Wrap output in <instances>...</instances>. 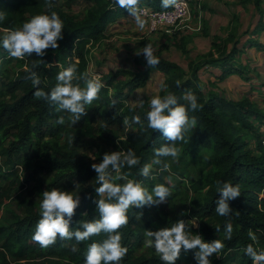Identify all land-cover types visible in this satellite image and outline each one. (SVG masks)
Masks as SVG:
<instances>
[{
	"label": "trees",
	"instance_id": "16d2710c",
	"mask_svg": "<svg viewBox=\"0 0 264 264\" xmlns=\"http://www.w3.org/2000/svg\"><path fill=\"white\" fill-rule=\"evenodd\" d=\"M77 1L0 0V13L4 15L0 21V38L41 12L56 11L64 21L58 47L46 49L43 56L33 52L20 60L10 57L0 47V217L15 194L23 192L26 196L17 203L23 215L5 208L13 220L0 223V264H85L89 244L106 238V233L86 241H77L74 236L62 239L58 235L56 242L46 248L33 240L45 190L60 187L78 193L79 204L69 222L73 231L83 221L99 217L96 173L82 152L91 147H96L95 155L100 161L110 150L127 153L131 149L139 157L136 165H125L119 173L111 170L114 176L122 177L121 183L124 179H136L151 191L157 183L171 186L176 179L172 195L165 203L174 200L180 183L192 195L200 197V207L191 210L199 228L188 225L209 242L223 241L224 248L210 257L212 264H254L244 254V247L253 243L264 249V138L260 132L264 112L246 97L233 100L213 90L203 91L198 73L203 66H214L219 72L215 80L222 81L238 72L234 49L227 53L214 41L219 56L214 58L208 52L202 60L189 62L188 70L159 55V63L153 67L145 60L140 62L139 57L132 58L140 68L136 72L119 68L101 75L103 87L99 99L85 105L80 119L72 123V114L47 95L57 83L56 74L69 63L77 62L78 75L91 73L89 47L108 35L110 23L129 13L125 8H113L111 0H84L86 4L81 12L75 13L70 7ZM255 2L257 5L258 0ZM144 4L155 10L163 8L160 0H142L140 5ZM202 33L206 35L204 27ZM153 70L164 75L161 84L167 85L160 87L159 95L172 92L178 104H187L184 97L192 92L201 105L189 111L196 124L185 132L184 140L175 142L180 147L175 160L157 157L156 149L173 142L160 130L147 128L146 113L151 98H145V106L135 107L134 111H129L126 103L134 90L147 83ZM34 76L40 78L36 86L32 85ZM80 83L83 86V81ZM37 87L46 95L37 97L34 94ZM134 114L140 115L145 125L133 124L129 132H119L117 128L126 125L125 119L130 120ZM61 118L63 124L59 123ZM250 138L255 139L254 147L250 146ZM165 163L169 164L168 169H164ZM145 164L151 166L149 176L140 174ZM194 171L196 178H192ZM224 180L238 184L241 189L240 196L229 200L228 217H221L215 211L220 195L217 182ZM165 203L130 206L128 222L117 230L122 244L128 248L120 264H164L153 248L145 250L144 233L154 226L160 228L186 219V216L166 214ZM228 222L233 226L231 239L224 236V225ZM249 231L257 234L258 244L250 239ZM176 264H197L195 250L182 251Z\"/></svg>",
	"mask_w": 264,
	"mask_h": 264
},
{
	"label": "clouds",
	"instance_id": "9594fccd",
	"mask_svg": "<svg viewBox=\"0 0 264 264\" xmlns=\"http://www.w3.org/2000/svg\"><path fill=\"white\" fill-rule=\"evenodd\" d=\"M142 0H111L113 8H125L136 19L139 27L144 26V21L139 13V6ZM176 0H160L161 7L167 9L173 6ZM4 15L0 13V21ZM64 21L56 11H45L31 16L22 23L20 27L9 30L0 38V47L5 49L10 57L20 60L33 52L39 56L44 55L48 48L56 49L58 40L62 38ZM136 55H143L146 64L153 67L159 63V57L154 54L151 45H145L142 50L135 51ZM56 85L47 95L50 99L59 101L60 108L67 109L72 115V123L80 119L85 111V105H91L94 100L99 99L103 82L99 75L85 73L78 75V62L69 63L56 74ZM80 81H83L81 86ZM40 84V78L34 76L32 85ZM166 88L167 85L161 84ZM37 97L46 95L45 91L37 87L34 93ZM187 104H178L174 93L168 92L161 96H152L149 100L150 110L146 113V126L149 129L160 130L163 135L173 143L156 149L157 157H170L175 160L180 154V147L176 141L185 139V132L196 124L194 117L190 118L189 111H195L201 107L197 96L190 92L184 97ZM135 106L130 105L129 111H134ZM59 123L63 124L61 118ZM124 123L131 127L133 124L143 127L145 121L140 115L134 114L130 120L125 119ZM71 144V136L68 137ZM139 157L129 149L127 153L112 151L105 153L101 161L92 165L96 173L95 193L97 200L98 218L83 221L80 228L71 230L70 218L79 204L78 193L67 191L60 187H54L42 192L40 200V218L37 221L33 240L41 247H48L57 240V236L64 239H71L73 236L77 241H86L92 236L106 233L107 236L101 241H93L89 244L85 253V264H120L122 258L128 252V248L122 244V236L117 231L122 225L128 222L127 212L130 206L141 207L146 204H159L172 195L174 185L157 183L149 191L141 181L136 179H124L113 175L111 170L119 173L125 165L131 167L138 163ZM157 159V163H159ZM150 165L145 164L140 169L142 176H149ZM169 164H164L168 169ZM220 193L216 201V213L221 217H228L231 211L229 200L241 194L238 184L224 180L217 182ZM224 236L232 238L233 226L230 222L224 225ZM217 231L220 226L217 225ZM250 239L258 244L259 238L253 231L248 233ZM144 246L153 248L159 254L164 264H176L181 252L195 250L197 264H212L210 257L219 253L224 248L221 239L207 241L201 235L190 230L189 225L182 219L171 224L160 227L157 230H147L144 233ZM244 254L254 261V264H264V249L255 247L249 243L244 247Z\"/></svg>",
	"mask_w": 264,
	"mask_h": 264
},
{
	"label": "rangeland",
	"instance_id": "374dc122",
	"mask_svg": "<svg viewBox=\"0 0 264 264\" xmlns=\"http://www.w3.org/2000/svg\"><path fill=\"white\" fill-rule=\"evenodd\" d=\"M189 2L191 5V18L189 21H187L188 23H186V26H183L179 23L177 26L168 28L163 27L155 32H149L147 20L141 18L144 21V26L141 28L137 25L136 19L131 16L130 13L123 15L122 17H119L115 22L110 23L107 31L108 35L100 43L96 44L95 46L89 47L88 70L91 73L99 75V77L103 74H109L115 69L119 68H124L126 70L136 72L137 68L140 67H136L134 65L132 58L139 57L140 62H143V55H136L135 51L142 50L145 45H151L156 56L159 55L163 58H166L169 61L179 64L184 70H188L189 62L198 61L200 58L205 56V54L210 49L211 34L208 33V36H204L202 34L203 27H201L200 29H198V27H194L197 22L196 17L202 15L206 7L215 5L217 4V2H219L220 5L224 7V9H230V7L233 6L244 7L246 10H248V6H251L253 4L259 11V15L264 18V9L261 8L262 4H264V0H258L257 5H255V0H189ZM85 4L86 3L84 0H78L76 3L71 5L70 9H72V11L75 13L79 11L81 12ZM214 9L218 10L217 7H215ZM236 20L237 18L233 17L227 28L224 27L225 24H223L224 29L218 28V30L222 29V34H224L225 32L237 34L236 26H241V24L236 23ZM201 22L203 24V21ZM260 24L263 26V19L261 20ZM251 26V24L247 25L245 29L239 32V34H245L248 32L252 33L254 29L252 31H249V28ZM258 26L254 25L255 28L258 27L254 31L256 36L262 34L264 30V28H260V25ZM196 28L198 30H196ZM212 31L213 29H211V32ZM248 42L251 43L250 41ZM164 44L165 47H163ZM252 47L254 48V46ZM207 69V66H203L198 72L203 79L207 78ZM239 71H241L243 74H246L247 72H249V66H247L246 64L240 65ZM255 74L258 76L257 72H255ZM163 79V74L152 71L147 83L144 86L134 90L129 95L126 100L127 105L144 107L146 104V101L144 99H150L152 98V96L158 94V92L160 91L159 82L161 83ZM259 91V93L249 92L244 94L243 96L252 102H256L261 111L264 112V91ZM227 96L228 98H236L231 94H228ZM129 129L130 127L126 125L117 128V130L121 133L129 132ZM249 143L250 146L254 147L255 139L250 138ZM82 152H84L86 157L90 159L89 162L91 165L100 162V160H98V157L95 155L96 147L84 149ZM109 152L112 151L110 150L108 151V153ZM196 177V172L194 171L192 174V178ZM170 184L171 186L176 184V179H174V181ZM175 191H177L176 197L172 202L165 203L166 200L162 202L165 203L164 211L166 212V214H169V216H186L185 222L187 224H191L193 228L198 230L199 221L196 217L191 215V210L193 207L197 209L200 207V205L202 204L201 198L192 195L188 189H185L183 183H180ZM25 197L26 196L23 192L15 194L12 199L6 203L5 208H10L15 213L23 215L24 211L19 208L17 203L21 198ZM5 208L2 211L0 223L7 224L11 220H13V217ZM157 229L158 227L155 226L152 228V230ZM197 234L200 235L198 231ZM145 250L148 251L149 248L147 249L146 247Z\"/></svg>",
	"mask_w": 264,
	"mask_h": 264
},
{
	"label": "crops",
	"instance_id": "0c3cea01",
	"mask_svg": "<svg viewBox=\"0 0 264 264\" xmlns=\"http://www.w3.org/2000/svg\"><path fill=\"white\" fill-rule=\"evenodd\" d=\"M215 7H217L218 10L214 9ZM261 8L264 9V4H262ZM206 9L202 15L196 17L197 25L195 24L194 27H198V29L204 27L206 30V35L202 33L204 36H208V33L211 34L210 49L208 52H212L214 58L219 56V50L213 46L214 41H216L221 46V50L226 51L227 53L234 49V58L238 72L227 75L222 81H216L215 74L219 73L218 68L208 65L206 73L207 78L203 79L199 74L203 91L208 89L213 90L214 92L220 93L226 97H228V94H231L236 98H229L234 100L243 98V95L249 92L259 93V90L264 91V30L263 33L258 36H256L254 32L256 28L259 27L258 25L260 24L261 20L263 19L264 21V18L259 15V11L253 4L248 6V10H246L244 7L233 6L230 7V9H224V7L220 5L219 2H217V4L206 7ZM233 17L237 18L236 23L241 24V26H236L237 34L229 32L222 34V29L218 30V28H227ZM190 18L191 16L189 15L184 20L180 21V24L186 26V23H188L187 21H189ZM201 21H203V24ZM223 24H225L224 27ZM249 24L252 25L249 28V31H252L253 29L254 31L252 33L248 32L245 34H239V32L245 29ZM254 25H257L258 27L255 28ZM260 28H264V24L263 26L261 25ZM198 29L196 28V30ZM211 29H213L212 32ZM252 46H254V48ZM205 56L199 60H202ZM243 64L249 66V72L246 74H243L241 71H239L240 65ZM255 72H257L258 76L255 74ZM161 83L159 82V85H161Z\"/></svg>",
	"mask_w": 264,
	"mask_h": 264
},
{
	"label": "built area",
	"instance_id": "2783aa9c",
	"mask_svg": "<svg viewBox=\"0 0 264 264\" xmlns=\"http://www.w3.org/2000/svg\"><path fill=\"white\" fill-rule=\"evenodd\" d=\"M191 5L189 0H176V3L165 9H151L148 6H139V15L148 22L149 32H155L163 27L177 26L180 21L190 15ZM260 132L264 138V122L260 125Z\"/></svg>",
	"mask_w": 264,
	"mask_h": 264
}]
</instances>
